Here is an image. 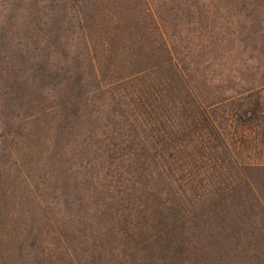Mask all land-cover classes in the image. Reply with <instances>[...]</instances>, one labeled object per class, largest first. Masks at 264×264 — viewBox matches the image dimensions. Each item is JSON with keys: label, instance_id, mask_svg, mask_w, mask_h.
<instances>
[{"label": "trees", "instance_id": "trees-1", "mask_svg": "<svg viewBox=\"0 0 264 264\" xmlns=\"http://www.w3.org/2000/svg\"><path fill=\"white\" fill-rule=\"evenodd\" d=\"M7 2L23 15L0 23V264H264V160L227 131L264 125V83L254 105L194 80L225 39L200 32L211 8Z\"/></svg>", "mask_w": 264, "mask_h": 264}, {"label": "rangeland", "instance_id": "rangeland-1", "mask_svg": "<svg viewBox=\"0 0 264 264\" xmlns=\"http://www.w3.org/2000/svg\"><path fill=\"white\" fill-rule=\"evenodd\" d=\"M7 1L0 0V23L6 21L9 15L15 17L18 15L16 19L23 15V8L16 12H8L9 3ZM19 1L23 6L27 3V0ZM231 1L232 6L227 8L224 3L227 0H203L205 6L211 8V10L205 9L211 13V17L207 15L209 31L207 27H203L200 32L209 35L216 34L225 39L216 49L203 44V47L196 52L199 56L194 60L199 63L189 65L188 68L194 80L201 83L202 89L208 93V96L234 97L237 99L235 101H238L236 104L241 102L247 104L248 102L255 105L256 93H259L258 90L261 89L256 87L264 83V56L260 54L264 52V0H257V2L251 0L252 3L249 2V4L246 0ZM253 4L257 5V8H253ZM253 19L256 20L255 23ZM230 22L233 23L231 27ZM251 35L254 36L256 42H252ZM230 36L234 37L230 39ZM246 91L249 92L243 95L249 98L242 101L239 94ZM225 117L221 120L223 125H226ZM250 127L249 125L243 127V123L234 122L231 129L227 131L231 133L232 144L238 149L237 152L242 159L246 158V153L243 152L241 146L243 142H246V146L251 147L249 151L253 152L250 157L256 159L260 157V160H264V152L260 156L258 150L254 148L259 147L261 140H264L256 136L264 125L254 126V129Z\"/></svg>", "mask_w": 264, "mask_h": 264}]
</instances>
